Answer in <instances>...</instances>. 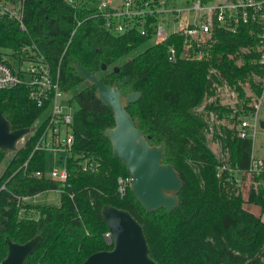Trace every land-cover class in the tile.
<instances>
[{
  "label": "trees",
  "instance_id": "obj_1",
  "mask_svg": "<svg viewBox=\"0 0 264 264\" xmlns=\"http://www.w3.org/2000/svg\"><path fill=\"white\" fill-rule=\"evenodd\" d=\"M0 3L19 4L23 26L20 30L16 22L0 16V48L20 63L26 60L22 47L37 51L53 73L58 70L59 88L69 92V103L75 105L66 186L28 177L44 168V153H33L25 170L21 168L36 132L26 135L5 162L0 174V261L6 255V238L23 244L39 237L24 264H82L93 253L109 251L112 245L104 243L107 230L100 212L112 207L126 211L140 225L155 264H264V174L250 175L243 195L240 188L247 176L251 142L236 136L235 120L228 117L231 111L215 93L217 87L230 88L239 102L237 110L250 109L244 85L254 100L260 96L253 76H261L262 70L252 52L240 51L254 44L245 29L235 34L215 32L205 61L169 62L166 48L173 45L179 51L181 44L173 35L163 45L153 46L137 28L112 33L101 18L90 17V11L75 12L63 0ZM141 46L144 49L138 52ZM73 64L104 86L116 85L122 95L140 94L125 111L149 146L163 145L162 163L175 170L181 183L175 209L145 213L128 186L121 197L117 194V178L128 175L103 136L114 126L112 113L95 98V87L77 75ZM0 115L12 131L30 129L41 109L28 99L25 87L17 86L0 89ZM211 119L224 124L209 126ZM209 134L227 156L228 166L240 173L239 187L216 177L221 163L207 147ZM4 158L0 152V163ZM83 159L95 160L98 169L92 174L80 172L78 163ZM49 191L59 192L58 205L22 204V198ZM248 206L257 207L258 215ZM21 210H33L36 217H21Z\"/></svg>",
  "mask_w": 264,
  "mask_h": 264
},
{
  "label": "built area",
  "instance_id": "obj_2",
  "mask_svg": "<svg viewBox=\"0 0 264 264\" xmlns=\"http://www.w3.org/2000/svg\"><path fill=\"white\" fill-rule=\"evenodd\" d=\"M75 12L90 11V17H99L103 27L112 33L121 34L137 28L139 35L149 37L153 46L163 45L168 36L181 40L179 51L173 45L166 48V59L174 62L182 60L205 61L208 57L213 34L224 32L235 34L245 29L253 36L254 44L249 47L255 55L254 63L262 70L261 76H253L254 84L260 88V96L249 110L230 113L234 118V130L240 139L251 142L250 163L246 175L255 177L264 174V157H253L252 143L259 129L258 111L264 94V0H153L138 3L134 0H63ZM118 3V4H117ZM20 6L0 4V16L21 24ZM80 23L76 22V26ZM23 28V27H22ZM19 62L9 54V60L0 54V89L23 86L28 90V99L41 109L29 133L36 132V139L30 155L21 168L25 170L27 161L33 153L39 152L64 155L59 169H46L29 173L28 177L44 178L66 186L69 172L66 162L73 147L72 117L75 105L69 103L67 92L58 85V70L54 73L43 57L37 52L26 55ZM26 68H22L23 65ZM236 114V115H235ZM23 139L18 143L22 144ZM62 160L60 159L59 162ZM80 172L94 173L99 164L95 160L83 159L78 163ZM216 177L223 183L234 187L240 185V173L225 165L217 168ZM126 178H117V194L121 197L128 183ZM104 242L111 243L108 233L103 235ZM109 245V244H107Z\"/></svg>",
  "mask_w": 264,
  "mask_h": 264
},
{
  "label": "water",
  "instance_id": "obj_3",
  "mask_svg": "<svg viewBox=\"0 0 264 264\" xmlns=\"http://www.w3.org/2000/svg\"><path fill=\"white\" fill-rule=\"evenodd\" d=\"M73 67L81 79L95 87V98L112 113L114 126L105 130L103 136L110 143L112 156L120 161L129 176L128 188L135 201L145 213L159 209L169 213L175 209L178 205L176 194L181 183L175 170L162 163L163 145L149 146L143 133L134 127L125 111L127 105L135 103L140 94L123 96L116 85L104 86L78 65L73 64ZM258 126L264 131V121H259ZM29 132L28 128L12 131L9 123L0 115V152L14 153L17 144ZM100 215L112 248L89 255L82 264H155L148 256L140 225L126 211L104 207ZM38 242V236L23 244L13 243L6 238V255L0 264H24Z\"/></svg>",
  "mask_w": 264,
  "mask_h": 264
},
{
  "label": "rangeland",
  "instance_id": "obj_4",
  "mask_svg": "<svg viewBox=\"0 0 264 264\" xmlns=\"http://www.w3.org/2000/svg\"><path fill=\"white\" fill-rule=\"evenodd\" d=\"M75 1L78 2L79 0H75ZM0 4H2V3H0ZM12 6L16 9V8H18L19 4H15ZM13 22H15V21H13ZM22 27L20 28L18 25V28L20 30L23 29ZM249 36L253 38V36H251V35H249ZM249 47L250 46H246L244 48H241L240 51L245 52V53H250V52H252V50H249ZM143 49H144L143 46H141L138 48L137 51L139 52ZM10 53H11L10 51L0 48L1 56L5 57V59H7V60H9V54ZM21 53H24V56L26 57L27 54L31 53V51H30L29 47H22ZM209 54H210V50L208 52L207 58H209ZM237 63L240 64V62H237ZM26 67H27V65L25 64V65H23L22 68H26ZM242 89L244 92V96L247 98H251V101L247 104V106L250 107V105H252L254 103V101H256L257 99L254 100L255 97H253L252 91H250V88H248L246 85H244V87H242ZM215 93H216L218 101L221 105L227 107L229 109V111H231L232 113L239 111V110H237V107H236L237 104H239V102L236 98V94L233 93V91L230 88H228L226 86H220V87L216 88ZM67 96L69 98H71L69 92L67 93ZM258 119H259V121H264V94H263V98L261 100L260 109L258 111ZM212 124L214 126H219V125L224 124V120L213 121L211 119V120H209V126ZM210 132L211 131H209V133ZM23 141H24V138H23ZM23 141H22V143H23ZM207 142H208L207 147L210 150V152L212 153V155L215 157V159H217V161H219L222 165L229 167L228 166L229 163L227 162V160H228L227 156H225V154H223L219 150V147L216 143L210 141V134L207 136ZM252 150H253V152H252L253 157H255L257 159H261L264 157V131H262L261 129H258V131L255 135V138H254L253 143H252ZM3 154L5 155V158H4V161L2 163H0V174L4 169V165H5L6 160L10 157V155L12 153L7 152V153H3ZM44 158H45L44 166L46 169H50V168L59 169L61 167V165L63 164L64 155L61 153H58L56 155L47 153V154H45ZM60 159L62 160L61 162H59ZM125 180H127L126 183H128V186H129V176L126 177ZM250 183H251V177L250 176H244L242 179V186L240 188L243 195L245 194L246 187H248ZM58 199H59V192L58 191H49L46 193L36 195L34 197L22 198L21 201H22L23 205L32 206V207L35 205H43V204L56 206V205H58ZM245 208L248 209V211L251 212L253 215H258V208L257 207L248 206ZM26 211L27 212H25L24 210H21V212H20L21 217H30V218L36 217L35 211H33V210H26ZM107 244L110 245V243H108V242H107Z\"/></svg>",
  "mask_w": 264,
  "mask_h": 264
},
{
  "label": "crops",
  "instance_id": "obj_5",
  "mask_svg": "<svg viewBox=\"0 0 264 264\" xmlns=\"http://www.w3.org/2000/svg\"><path fill=\"white\" fill-rule=\"evenodd\" d=\"M45 205V204H44Z\"/></svg>",
  "mask_w": 264,
  "mask_h": 264
}]
</instances>
